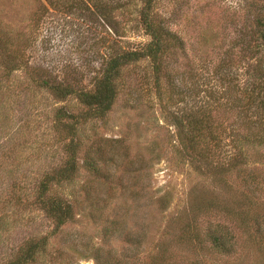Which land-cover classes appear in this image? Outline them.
<instances>
[{
  "label": "rangeland",
  "instance_id": "obj_1",
  "mask_svg": "<svg viewBox=\"0 0 264 264\" xmlns=\"http://www.w3.org/2000/svg\"><path fill=\"white\" fill-rule=\"evenodd\" d=\"M145 2L0 0V28L18 63L6 77L0 54V263L23 241L45 238L29 264H264V146L246 148L253 180L232 174L223 184L194 170L168 124L195 97L221 135L243 137L250 125L264 135L243 86L260 56L264 0H154L150 13L180 41L163 59L174 85L163 76L155 89L149 59L122 67L103 118L86 117L74 95L57 100L41 84L90 89L113 51L148 41ZM60 108L77 115L80 147L74 176L51 187L73 205L72 219L55 229L33 194L66 158V119L55 128ZM96 149L104 177L83 165ZM217 224L231 236L222 252L207 238Z\"/></svg>",
  "mask_w": 264,
  "mask_h": 264
},
{
  "label": "trees",
  "instance_id": "obj_2",
  "mask_svg": "<svg viewBox=\"0 0 264 264\" xmlns=\"http://www.w3.org/2000/svg\"><path fill=\"white\" fill-rule=\"evenodd\" d=\"M153 1L146 0V8L140 12L141 28L144 35L148 37V41L137 45L136 48L113 51L101 74L94 78V83L90 89H74L69 85L63 86L52 83L49 85L48 81L41 83L42 86L51 91L57 100H63L74 95L79 104L86 108V117L103 118L117 98L116 82L122 67L143 59H149L155 89L160 93L162 83H159V81L163 76L167 78V84L170 81L169 85H174V77L172 78L170 70L168 71L164 67L163 59L164 54L168 55V51L173 46L179 48L180 41L162 22L156 19L152 12L150 13ZM41 17L42 15L39 16V18ZM258 28L260 43H257V49L259 50L257 54L259 53L260 56L253 58L254 65H249L248 75L252 76V80H244L243 86L246 87L245 90L250 92V94H246V105H251V116H255V107L258 106L259 114L264 119V20L258 22ZM5 32L0 28V54L4 55L3 65L6 71L4 73L6 77H9L14 70L18 69V63L15 59H9L11 53H8L7 50L8 41ZM194 98H192V103L190 101L185 102L189 107L177 108V110L172 111L168 123L175 129V137L182 151L181 153L192 164L194 170L210 171L215 176L220 175L223 184L228 183L226 178L232 174L242 175L240 177L245 181L247 179L253 180V174L246 166V148L252 145L255 146V144L264 146V135L256 137L250 124L247 134L245 133L243 137L233 135L232 131L235 132L234 130H230L227 135L223 130L221 135L220 129L211 122L210 111H205L203 105H199L198 102L195 103ZM61 119H66L62 123V128L64 137L68 138L67 143L64 144L65 161L62 165H56L36 182L33 194L34 204H38L39 208L44 211L46 217L54 224L55 229L60 228L72 219L73 205L66 199L51 195V187L53 184L68 181L74 176L77 171L76 152L80 147L79 141L75 140L77 123L79 122L77 115L62 111L60 108L56 114L55 128L61 126ZM97 149L94 152L95 155L87 153L83 165L92 175L104 177L101 172L106 163L103 155H100ZM200 209L197 208V214H199ZM185 229H190V224L186 225ZM226 229L225 226L219 224L214 225L212 229H208V240L221 252L231 246L229 242L231 236ZM45 245V238H29L17 247L11 259L0 264H29L36 259L37 254L44 249ZM95 262L99 264L97 258Z\"/></svg>",
  "mask_w": 264,
  "mask_h": 264
}]
</instances>
